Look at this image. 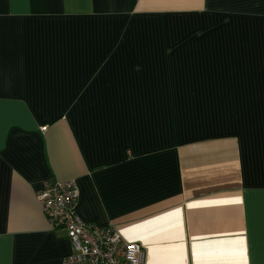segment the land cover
Masks as SVG:
<instances>
[{
    "label": "crops",
    "instance_id": "crops-1",
    "mask_svg": "<svg viewBox=\"0 0 264 264\" xmlns=\"http://www.w3.org/2000/svg\"><path fill=\"white\" fill-rule=\"evenodd\" d=\"M45 180L143 264H264V0H0V264L70 254Z\"/></svg>",
    "mask_w": 264,
    "mask_h": 264
},
{
    "label": "built area",
    "instance_id": "built-area-1",
    "mask_svg": "<svg viewBox=\"0 0 264 264\" xmlns=\"http://www.w3.org/2000/svg\"><path fill=\"white\" fill-rule=\"evenodd\" d=\"M35 197L51 229H63L70 243L71 252L62 264H143L144 251L139 244L125 241L112 226L99 227L79 218L74 181L45 180Z\"/></svg>",
    "mask_w": 264,
    "mask_h": 264
},
{
    "label": "snow or ice",
    "instance_id": "snow-or-ice-1",
    "mask_svg": "<svg viewBox=\"0 0 264 264\" xmlns=\"http://www.w3.org/2000/svg\"><path fill=\"white\" fill-rule=\"evenodd\" d=\"M236 202L238 203L239 201L237 200Z\"/></svg>",
    "mask_w": 264,
    "mask_h": 264
}]
</instances>
